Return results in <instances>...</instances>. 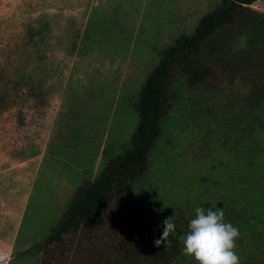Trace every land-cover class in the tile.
<instances>
[{
	"label": "rangeland",
	"instance_id": "374dc122",
	"mask_svg": "<svg viewBox=\"0 0 264 264\" xmlns=\"http://www.w3.org/2000/svg\"><path fill=\"white\" fill-rule=\"evenodd\" d=\"M220 1L0 0V264H42L32 246L130 145L134 104L161 51ZM250 7L264 13V0ZM176 90L127 204L159 227L222 209L239 230L240 264H264V111L248 110L241 81ZM65 264L93 263L74 251ZM172 264L197 262L181 249Z\"/></svg>",
	"mask_w": 264,
	"mask_h": 264
},
{
	"label": "trees",
	"instance_id": "16d2710c",
	"mask_svg": "<svg viewBox=\"0 0 264 264\" xmlns=\"http://www.w3.org/2000/svg\"><path fill=\"white\" fill-rule=\"evenodd\" d=\"M256 1L221 0L190 35L161 51L134 104L137 125L130 145L75 189L57 224L32 246L41 252L42 264H65L74 251L86 252L93 264L173 263L188 228L176 225L170 244L155 247L163 227L146 225L126 195L148 170L178 82L194 90L241 81L248 110L264 111V13L250 7Z\"/></svg>",
	"mask_w": 264,
	"mask_h": 264
},
{
	"label": "clouds",
	"instance_id": "9594fccd",
	"mask_svg": "<svg viewBox=\"0 0 264 264\" xmlns=\"http://www.w3.org/2000/svg\"><path fill=\"white\" fill-rule=\"evenodd\" d=\"M188 232L180 237L186 256L194 257L197 264H240L234 251L239 230L226 223L222 209L195 208V217L189 221ZM175 230L171 217L163 221V231L153 245L160 247L170 244V234Z\"/></svg>",
	"mask_w": 264,
	"mask_h": 264
},
{
	"label": "crops",
	"instance_id": "0c3cea01",
	"mask_svg": "<svg viewBox=\"0 0 264 264\" xmlns=\"http://www.w3.org/2000/svg\"><path fill=\"white\" fill-rule=\"evenodd\" d=\"M7 6L10 7H22L24 4H26L25 2H28L29 5H34L33 1H39V0H2ZM259 1V0H257ZM2 163V162H0ZM1 166V164H0ZM5 169V168H4ZM4 169H0V173H3L5 170Z\"/></svg>",
	"mask_w": 264,
	"mask_h": 264
}]
</instances>
